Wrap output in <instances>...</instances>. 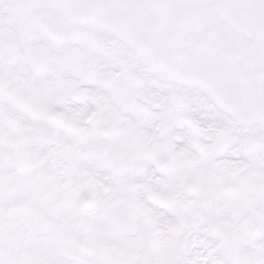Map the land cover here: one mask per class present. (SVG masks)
Returning a JSON list of instances; mask_svg holds the SVG:
<instances>
[{"label":"snow or ice","instance_id":"6c2138e0","mask_svg":"<svg viewBox=\"0 0 264 264\" xmlns=\"http://www.w3.org/2000/svg\"><path fill=\"white\" fill-rule=\"evenodd\" d=\"M0 264H264V0H0Z\"/></svg>","mask_w":264,"mask_h":264}]
</instances>
